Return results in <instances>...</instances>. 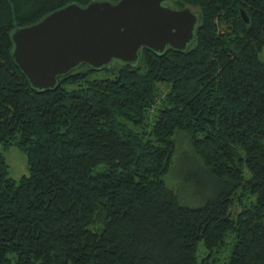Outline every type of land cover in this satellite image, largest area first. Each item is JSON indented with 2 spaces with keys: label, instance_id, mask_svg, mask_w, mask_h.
<instances>
[{
  "label": "trees",
  "instance_id": "trees-1",
  "mask_svg": "<svg viewBox=\"0 0 264 264\" xmlns=\"http://www.w3.org/2000/svg\"><path fill=\"white\" fill-rule=\"evenodd\" d=\"M94 1L121 0H0V144L29 171L0 152V264H217L229 240L222 264H264V0H174L199 15L186 51L32 88L13 31ZM177 135L220 187L196 207L165 181Z\"/></svg>",
  "mask_w": 264,
  "mask_h": 264
},
{
  "label": "water",
  "instance_id": "water-1",
  "mask_svg": "<svg viewBox=\"0 0 264 264\" xmlns=\"http://www.w3.org/2000/svg\"><path fill=\"white\" fill-rule=\"evenodd\" d=\"M174 0L71 3L36 24L13 31V60L38 91L57 87L59 77L82 64L95 70L115 60L134 68L142 48L158 54L186 51L195 39L199 15L176 9ZM241 16L250 23L247 13Z\"/></svg>",
  "mask_w": 264,
  "mask_h": 264
},
{
  "label": "rangeland",
  "instance_id": "rangeland-1",
  "mask_svg": "<svg viewBox=\"0 0 264 264\" xmlns=\"http://www.w3.org/2000/svg\"><path fill=\"white\" fill-rule=\"evenodd\" d=\"M177 144V153L174 159V165L171 173L165 178L167 185L178 192L182 203L196 207L200 205L204 199L210 198L220 190V187L209 176L206 168L200 159L193 153L187 138L183 135L175 137ZM0 152L4 155L9 166V177L17 182L22 177L29 174L27 157L16 146H11L5 150L0 144ZM231 247L230 240L225 252L220 256L217 255V264H222V260L227 256ZM206 255L203 245H200L199 260Z\"/></svg>",
  "mask_w": 264,
  "mask_h": 264
}]
</instances>
